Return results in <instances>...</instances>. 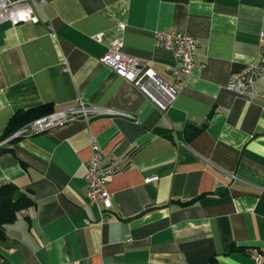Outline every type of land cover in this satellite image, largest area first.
Listing matches in <instances>:
<instances>
[{
  "label": "crops",
  "instance_id": "1",
  "mask_svg": "<svg viewBox=\"0 0 264 264\" xmlns=\"http://www.w3.org/2000/svg\"><path fill=\"white\" fill-rule=\"evenodd\" d=\"M39 22L0 25V136L19 109L79 98L111 111L0 142V184L35 205L6 228L0 264H256L264 254V100L228 88L264 62V0H48ZM123 25V29L119 26ZM198 41L195 67L165 111L98 59L123 52L173 83L158 32ZM101 34L99 41L94 36ZM66 60L69 72H62ZM260 76L255 90H263ZM203 127L191 141L188 125ZM91 138L112 207L87 201ZM89 221L87 225L85 222Z\"/></svg>",
  "mask_w": 264,
  "mask_h": 264
},
{
  "label": "built area",
  "instance_id": "2",
  "mask_svg": "<svg viewBox=\"0 0 264 264\" xmlns=\"http://www.w3.org/2000/svg\"><path fill=\"white\" fill-rule=\"evenodd\" d=\"M33 2L38 3L43 8L48 5V0H0V25L5 22L13 25L21 22L38 23L39 18L32 8ZM123 27L120 25L119 29H123ZM101 36V34H97L94 36V40L99 41ZM155 41L159 47L171 50L174 54V63L165 66L167 72L172 75L173 83L163 81L151 67L140 59L125 54L122 50L123 42L121 39L116 40L107 52L98 59V62L112 69L125 81L135 85L160 111L165 112L179 93V88L176 85L182 84L192 75L198 41L178 30L158 32ZM61 69L62 72H69L66 60L61 63ZM257 76L264 79V62L249 65L233 72L228 88L249 99L264 100V82L261 92L256 91L254 87ZM110 112L91 106L79 98L73 104L61 105L52 113L26 124L8 140L14 137L22 138L40 134L77 120L88 124L93 118ZM90 146L92 154L85 176L86 197L88 204L98 210L99 222L104 223L108 219L105 210L112 207L111 194L107 191L106 185L114 174L125 167V164L112 163L110 166H104L105 154L94 138H91ZM85 223L90 224L89 221ZM250 252L256 264H264V254L255 249L250 250Z\"/></svg>",
  "mask_w": 264,
  "mask_h": 264
},
{
  "label": "trees",
  "instance_id": "3",
  "mask_svg": "<svg viewBox=\"0 0 264 264\" xmlns=\"http://www.w3.org/2000/svg\"><path fill=\"white\" fill-rule=\"evenodd\" d=\"M55 110L52 104H40L27 109L15 111L9 120L5 130L0 136V142L11 138L26 124L52 113ZM203 127L189 124L185 130L187 141H191L197 134L202 131ZM20 137H14L7 142H14ZM7 149L0 146V153ZM35 205L34 200L27 193L19 190L11 183L0 184V247L5 241L6 228L9 224L16 221L20 212L25 211ZM0 252V261L2 259Z\"/></svg>",
  "mask_w": 264,
  "mask_h": 264
}]
</instances>
